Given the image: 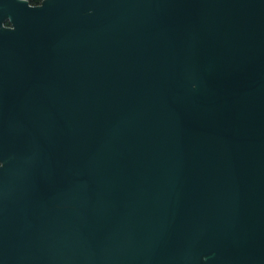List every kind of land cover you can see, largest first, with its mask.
Masks as SVG:
<instances>
[{
  "label": "water",
  "instance_id": "95a60500",
  "mask_svg": "<svg viewBox=\"0 0 264 264\" xmlns=\"http://www.w3.org/2000/svg\"><path fill=\"white\" fill-rule=\"evenodd\" d=\"M0 264H264V0H0Z\"/></svg>",
  "mask_w": 264,
  "mask_h": 264
},
{
  "label": "trees",
  "instance_id": "16d2710c",
  "mask_svg": "<svg viewBox=\"0 0 264 264\" xmlns=\"http://www.w3.org/2000/svg\"><path fill=\"white\" fill-rule=\"evenodd\" d=\"M27 1L32 6H39L43 3L44 0H27ZM7 24L9 25L10 23L8 22Z\"/></svg>",
  "mask_w": 264,
  "mask_h": 264
}]
</instances>
